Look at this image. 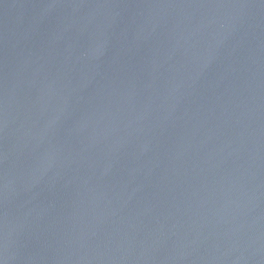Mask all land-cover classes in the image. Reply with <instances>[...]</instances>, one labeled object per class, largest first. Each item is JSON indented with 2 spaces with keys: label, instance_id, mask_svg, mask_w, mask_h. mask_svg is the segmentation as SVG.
Returning <instances> with one entry per match:
<instances>
[{
  "label": "water",
  "instance_id": "95a60500",
  "mask_svg": "<svg viewBox=\"0 0 264 264\" xmlns=\"http://www.w3.org/2000/svg\"><path fill=\"white\" fill-rule=\"evenodd\" d=\"M0 264H264V0H0Z\"/></svg>",
  "mask_w": 264,
  "mask_h": 264
}]
</instances>
